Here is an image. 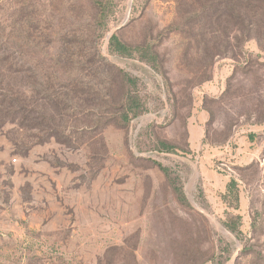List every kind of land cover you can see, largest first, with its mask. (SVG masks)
Wrapping results in <instances>:
<instances>
[{
    "label": "rangeland",
    "instance_id": "374dc122",
    "mask_svg": "<svg viewBox=\"0 0 264 264\" xmlns=\"http://www.w3.org/2000/svg\"><path fill=\"white\" fill-rule=\"evenodd\" d=\"M94 1L0 0V264H264V0Z\"/></svg>",
    "mask_w": 264,
    "mask_h": 264
},
{
    "label": "trees",
    "instance_id": "16d2710c",
    "mask_svg": "<svg viewBox=\"0 0 264 264\" xmlns=\"http://www.w3.org/2000/svg\"><path fill=\"white\" fill-rule=\"evenodd\" d=\"M250 0H247L246 3H249ZM110 3V0H95L93 3V6L95 7V9L98 12V19L100 20V22L105 21L106 15H107V11H108V4ZM2 29V28H1ZM0 29V32H1ZM3 32V29H2ZM2 32L0 39L2 38ZM2 44H0V68L3 67L6 64V59L4 57H2V54L4 55V47L1 46ZM110 46L112 48L113 51L117 52L120 55L123 56H129L132 55L133 52L137 49H133L132 47L126 45L125 43L121 42L117 35H112L111 39H110ZM137 51L140 52H145V49L142 48H138ZM12 63H14V61H12ZM11 63V64H12ZM17 65V62H15V64H13L12 67H15ZM8 68V67H6ZM131 83H133V80H129ZM1 106V105H0ZM128 106L131 112H133V114L135 116H137L138 114H140L141 109H142V104L141 101L138 100L136 97H131L129 99L128 102ZM129 117V116H128ZM159 167L161 168V166L159 165ZM228 189L230 191H232V193H236V189H235V185L234 182L230 183L228 186ZM237 194V193H236ZM180 200H182V194H180ZM238 196V195H237ZM184 199V198H183Z\"/></svg>",
    "mask_w": 264,
    "mask_h": 264
}]
</instances>
